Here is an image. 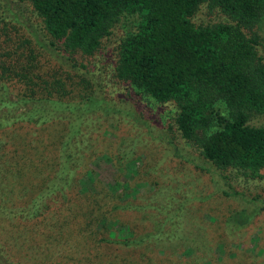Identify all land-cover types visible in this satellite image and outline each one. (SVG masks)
Wrapping results in <instances>:
<instances>
[{"label": "trees", "instance_id": "16d2710c", "mask_svg": "<svg viewBox=\"0 0 264 264\" xmlns=\"http://www.w3.org/2000/svg\"><path fill=\"white\" fill-rule=\"evenodd\" d=\"M16 1L27 4L49 44L66 61L82 67L95 62L101 40L111 28L120 19H129L131 28L117 43L111 69V83L126 91L116 92L117 103L131 101L123 113L150 130L141 109L158 115L171 109L158 136L165 138L173 156L229 179L231 190L221 189L225 195L243 191L238 189V180L264 178V125L248 123L251 117L264 115V60L258 52L260 36L252 31L264 16V0ZM201 4L223 19L194 24L191 17ZM29 50L24 53L15 48L0 54V135L13 125L55 121L57 146L50 170L43 171L48 175L29 185L20 182V201L13 202L17 197L11 193L14 186L9 191L0 187L4 221L33 220L56 201L66 202L76 189L78 175L84 173L81 167L90 158L92 132L101 128L99 120L121 111L111 107L112 99L74 87H69L68 94L58 88L59 79L47 82L34 55L27 54ZM158 115L151 120L158 122ZM3 143L0 138V150ZM6 170L0 161V179L6 178ZM8 177L15 181L18 175ZM260 201L255 211L264 210V199ZM112 206L126 209L128 205ZM247 214L241 208L225 217L222 229L227 237L236 233L227 231V221L238 224ZM3 232L0 239H4ZM140 237L107 242L136 245L143 240ZM6 247L0 241V264H22Z\"/></svg>", "mask_w": 264, "mask_h": 264}, {"label": "rangeland", "instance_id": "374dc122", "mask_svg": "<svg viewBox=\"0 0 264 264\" xmlns=\"http://www.w3.org/2000/svg\"><path fill=\"white\" fill-rule=\"evenodd\" d=\"M222 19L205 4L191 17L194 24ZM39 26L27 4L0 0V54L30 49L27 54L34 55L47 82L59 79L58 88L68 94L69 87H74L112 99L111 107L121 111L99 120L101 128L92 132L90 158L81 167L84 173L78 175L76 189L66 202L56 201L33 220L0 218V232L4 230L0 241L11 247L6 248L14 252L15 260L22 264H264V210H254L264 199V178L246 183L238 180V189L243 191L234 196L223 194L221 189L231 190L229 179L173 156L165 138L158 136L171 109L158 115L142 108L143 118L152 126L148 130L123 113L131 101L117 103L116 92L126 91L111 83V69L117 43L131 28L129 19L122 18L111 28L101 40L95 62L85 67L66 61L43 37ZM252 31L263 43L258 52L264 60V16ZM17 88L18 84L14 91ZM155 115L158 122L151 120ZM248 123L264 125V115H255ZM58 132L54 121L41 126L17 124L1 133L4 172L18 177L14 181L6 173L0 187L5 191L15 187L13 202L21 199L20 182L29 185L49 174L44 172L46 167L50 170ZM120 203L127 208L112 206ZM241 208L248 216L238 224L227 221V231H236L227 237L222 223ZM137 236L143 240L136 245L107 242Z\"/></svg>", "mask_w": 264, "mask_h": 264}]
</instances>
